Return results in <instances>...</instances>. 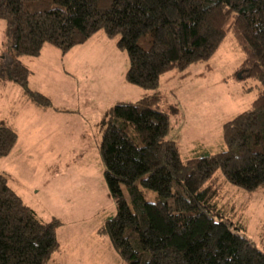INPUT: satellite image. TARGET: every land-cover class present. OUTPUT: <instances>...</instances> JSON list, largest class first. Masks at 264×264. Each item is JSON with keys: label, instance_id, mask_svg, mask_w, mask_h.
Segmentation results:
<instances>
[{"label": "trees", "instance_id": "16d2710c", "mask_svg": "<svg viewBox=\"0 0 264 264\" xmlns=\"http://www.w3.org/2000/svg\"><path fill=\"white\" fill-rule=\"evenodd\" d=\"M0 19L13 42L5 71L41 109L53 101L30 87L32 70L22 58L39 57L45 44L67 53L103 31L129 57L126 81L157 89L168 72L202 62L211 69L232 33L244 55L238 73L260 87L250 107L223 124L226 150L184 160L157 92L104 111L99 152L117 213L99 233L130 264H264V250L239 232L245 224L225 215L216 182L221 173L225 183L264 192V0H0ZM18 140L0 119V158ZM145 190L158 199L147 201ZM62 224L40 219L0 174V264H51Z\"/></svg>", "mask_w": 264, "mask_h": 264}, {"label": "rangeland", "instance_id": "374dc122", "mask_svg": "<svg viewBox=\"0 0 264 264\" xmlns=\"http://www.w3.org/2000/svg\"><path fill=\"white\" fill-rule=\"evenodd\" d=\"M6 29L5 20L0 19V71L5 72L0 74V119L16 128L19 140L14 153L0 159V174L7 176L40 219L63 222L58 229L57 264H130L110 237L99 233L105 221L116 215L117 207L104 178L97 126L107 103L128 100L116 84L124 80L129 67L127 53L117 49L116 38L109 39L100 31L65 55L45 44L39 57H23L33 71L30 87L52 98L53 106L41 111L5 71V54L12 50ZM243 59L234 36L228 33L209 61L211 69L202 62L185 71L168 72L157 89L126 83L139 92L130 101L146 93L160 95L159 108L171 115V132L184 160L202 150L224 151L223 124L248 109L259 92L258 81L238 73ZM106 71L115 84L110 94L107 88L112 82H102L103 88L92 85L97 74L106 75ZM187 71L188 76H182ZM94 88L98 98L91 94ZM128 132L136 135L132 125ZM216 177L225 215L237 226L245 224L239 232L264 250V192L225 183L221 173ZM124 194L130 201L126 187ZM145 198L156 201L158 193L145 190Z\"/></svg>", "mask_w": 264, "mask_h": 264}, {"label": "crops", "instance_id": "0c3cea01", "mask_svg": "<svg viewBox=\"0 0 264 264\" xmlns=\"http://www.w3.org/2000/svg\"><path fill=\"white\" fill-rule=\"evenodd\" d=\"M85 44V43H84ZM83 45V44H82ZM9 46L10 47H13V42L11 41V43L9 44ZM118 49V48H117ZM69 52V51H68ZM67 52V53H68ZM64 55L66 54V53H63ZM33 58V57H32ZM34 58H37V57H34ZM26 63V62H25ZM27 64V63H26ZM28 65V64H27ZM29 67H30V65H28ZM110 66V65H109ZM31 68V67H30ZM112 69V68H111ZM32 70V69H31ZM127 71V70H126ZM109 72L108 71H106V75H105V73H101V74H97V79L96 80H94V81H96L94 84L92 83V85L93 86H99V88H103V86H102V82H106V81H110V82H112V84H110L109 85V87L107 88V90L109 89V91H108V93L110 94V88H112V87H114V79L113 78H110V77H108L107 76V74H108ZM32 74H33V71H32ZM200 74H204V76H205V72H201ZM197 75V74H196ZM198 78H200V77H198ZM11 79V78H10ZM93 81V82H94ZM199 81H201V80H199ZM123 82L125 83L124 85H123ZM126 83H128L127 81H126V79H125V77H124V80L123 81H116V84H117V86H118V84L121 86V90H119L118 89V92H119V94H124L125 95V98L126 99H128V100H124V101H130V100H132L133 98H135L138 94H139V92L137 91V90H135V89H137V88H134L133 86H130V85H128V84H126ZM17 84V83H16ZM18 85V84H17ZM132 85V84H131ZM38 91H40V90H38ZM40 92H42V91H40ZM42 93H44V92H42ZM44 94H46V93H44ZM91 94L94 96V97H97L98 98V93H97V91H95V88H94V91L93 92H91ZM47 95V94H46ZM49 96V95H48ZM143 96V95H142ZM50 97V96H49ZM52 99V98H51ZM110 102H112V101H110ZM113 102H119V100H115V101H113ZM114 104V103H113ZM113 104H111V103H107V106L108 107H110L111 105H113ZM36 107H38V106H36ZM107 107V108H108ZM39 108V107H38ZM106 108V107H105ZM41 111H47V109H41V108H39ZM39 110V111H40ZM103 113H104V111H103ZM103 115V114H102ZM15 128V127H14ZM16 129V128H15ZM19 134V133H18ZM172 136L174 137V139L176 140V136H174L173 135V133H172ZM176 142H177V140H176ZM178 143V142H177ZM18 144V143H17ZM17 146V145H16ZM200 152H204V150H202V151H198L197 152V154L198 153H200ZM14 152H12V154H13ZM11 154V155H12ZM10 156V155H9ZM8 157V156H7ZM5 158V157H4ZM1 159V158H0ZM23 198V197H22ZM57 234H58V232H57ZM59 237V236H58ZM60 240V239H59ZM61 250V247H60V249H59V251ZM59 251H57L56 253H55V255L56 256H53L52 257V259H51V264H57L56 263V257H57V254H58V252Z\"/></svg>", "mask_w": 264, "mask_h": 264}]
</instances>
